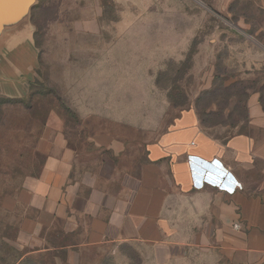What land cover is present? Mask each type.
<instances>
[{
    "label": "crops",
    "instance_id": "crops-1",
    "mask_svg": "<svg viewBox=\"0 0 264 264\" xmlns=\"http://www.w3.org/2000/svg\"><path fill=\"white\" fill-rule=\"evenodd\" d=\"M32 25L23 16L0 27V96L24 95L37 76ZM127 94L110 105H150ZM259 95L246 100L245 127L225 135L202 125L193 106L166 123L143 108L137 118L112 111L110 119L132 128L127 136L81 125L104 119L96 110L82 115L76 132L50 115L36 146L43 156L39 172L1 200L2 209L19 213L16 242L26 255L50 252L53 264H79L82 251L107 250L124 264H264ZM107 101L96 96L75 105Z\"/></svg>",
    "mask_w": 264,
    "mask_h": 264
},
{
    "label": "rangeland",
    "instance_id": "rangeland-1",
    "mask_svg": "<svg viewBox=\"0 0 264 264\" xmlns=\"http://www.w3.org/2000/svg\"><path fill=\"white\" fill-rule=\"evenodd\" d=\"M30 19L37 76L24 95L0 96V264H53L50 252L25 254L16 242L19 213L1 207L2 198L39 172L36 146L50 115L76 132L82 115L96 110L104 119L81 125L127 136L132 128L110 119L112 111L137 118L144 109L166 123L193 106L211 112L210 130L225 135L245 127L246 100L264 85L262 0H38ZM92 85L100 90L88 91ZM124 85L150 105H110L124 99ZM96 96H108L109 105H75ZM122 263L108 250L82 251L79 262Z\"/></svg>",
    "mask_w": 264,
    "mask_h": 264
},
{
    "label": "water",
    "instance_id": "water-1",
    "mask_svg": "<svg viewBox=\"0 0 264 264\" xmlns=\"http://www.w3.org/2000/svg\"><path fill=\"white\" fill-rule=\"evenodd\" d=\"M36 3L37 0H3V3H0V27L23 16L31 20L29 12ZM32 28L34 30L33 25Z\"/></svg>",
    "mask_w": 264,
    "mask_h": 264
},
{
    "label": "trees",
    "instance_id": "trees-1",
    "mask_svg": "<svg viewBox=\"0 0 264 264\" xmlns=\"http://www.w3.org/2000/svg\"><path fill=\"white\" fill-rule=\"evenodd\" d=\"M36 7V5L33 7L32 11L34 10V8ZM259 92V100L261 102V104L264 106V85L261 86V88L259 90H256ZM197 110V109H196ZM198 116H199V121L202 123V125H204L205 127H210L211 125H214L216 122L214 121H209V117L212 114L211 112H206L204 110H197ZM241 120L246 121L247 120V108H246V103L244 106V110L242 112V118Z\"/></svg>",
    "mask_w": 264,
    "mask_h": 264
},
{
    "label": "snow or ice",
    "instance_id": "snow-or-ice-1",
    "mask_svg": "<svg viewBox=\"0 0 264 264\" xmlns=\"http://www.w3.org/2000/svg\"><path fill=\"white\" fill-rule=\"evenodd\" d=\"M0 3H3V0H0Z\"/></svg>",
    "mask_w": 264,
    "mask_h": 264
}]
</instances>
